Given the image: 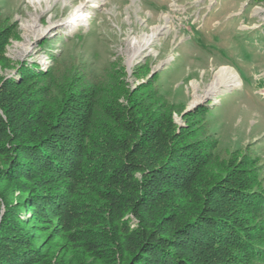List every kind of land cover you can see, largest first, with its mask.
Segmentation results:
<instances>
[{
    "label": "trees",
    "instance_id": "16d2710c",
    "mask_svg": "<svg viewBox=\"0 0 264 264\" xmlns=\"http://www.w3.org/2000/svg\"><path fill=\"white\" fill-rule=\"evenodd\" d=\"M18 75L0 84V264H204L193 253L177 251L178 232L209 248L208 259L236 262L230 249L243 246L264 262V248L249 243L247 225L230 212L264 216V194L255 191L249 163L232 170L228 162L202 153L190 161L187 174L171 173V164L184 158L171 159L173 147H182L190 131L186 125L172 132V108H161L164 101L156 92L128 95L106 74L89 83L80 79L83 84L73 87L70 72L53 74L51 66L42 72L24 64ZM41 76L43 85L37 82ZM20 139L14 152L26 160L11 153L10 142ZM23 177L46 179L30 188L35 189L26 202L13 204L11 185ZM220 180L229 182V189L212 201L210 187ZM23 204L38 211L39 221L49 216L50 232L60 234L47 240L52 247L32 244L28 217L19 209ZM201 209L209 213L208 221H199ZM152 213L156 219L150 220ZM129 217L137 221L132 229ZM203 224L227 236L197 235ZM190 227L192 233L186 231Z\"/></svg>",
    "mask_w": 264,
    "mask_h": 264
},
{
    "label": "rangeland",
    "instance_id": "374dc122",
    "mask_svg": "<svg viewBox=\"0 0 264 264\" xmlns=\"http://www.w3.org/2000/svg\"><path fill=\"white\" fill-rule=\"evenodd\" d=\"M75 10H79V15L73 20ZM153 32L148 47L132 57L131 42L143 41ZM24 64L32 68L36 65L42 72L51 66L53 74L66 70L75 78L73 87L83 84L80 79L89 83L106 74L114 76L112 83L119 82L128 95L133 96L135 90L137 94L156 92L164 101L165 106L160 107L172 108V132L178 134L186 125L190 131L182 147H173L171 159L182 154L184 158L171 164V173L185 175L191 168L190 161L202 153H211L228 162L232 170L248 162L255 191L264 194V1L0 0V84L8 78L17 79ZM219 67L229 68L238 85L221 86L207 95ZM45 80L41 76L37 82L43 85ZM78 89L74 91L85 93ZM120 101L125 102L122 98ZM83 105L79 101L80 108ZM198 107L203 110L197 113ZM21 141L10 142L11 153L25 159L24 153L14 152L18 146L13 145ZM35 178L14 181L9 200L13 204L26 202L35 189L29 191L30 188L38 187L46 179ZM213 183L209 199L215 201L221 199L222 190L229 189L230 183ZM24 186H28L26 190H22ZM19 209L22 218L28 217L26 228L32 244L38 245V249L52 247L47 240H56L60 234L50 232L49 216L42 215L39 221L33 207L31 212L24 204ZM177 211L178 216L184 214ZM198 211L202 217L199 221H208L209 213L204 209ZM230 212L232 218L242 219V225H247L249 243L264 248V216L258 214L251 219L240 209ZM155 215L152 213L150 220ZM55 224L59 226V222ZM136 225L137 221L130 218V228ZM209 226H198L197 235L207 233L206 239L218 233L227 236L224 230ZM189 229L190 233L195 230L190 227L186 231ZM178 233H174L180 245L177 251L181 255L193 253L204 259V264H264L260 255H248L243 246L230 249L236 262L221 256L208 259L209 248L198 245L195 238V242L190 240L188 233Z\"/></svg>",
    "mask_w": 264,
    "mask_h": 264
},
{
    "label": "bare ground",
    "instance_id": "6f19581e",
    "mask_svg": "<svg viewBox=\"0 0 264 264\" xmlns=\"http://www.w3.org/2000/svg\"><path fill=\"white\" fill-rule=\"evenodd\" d=\"M78 15H79V10H75L74 13L71 15V18L74 20L77 18ZM154 35L155 32L149 34L143 41H137V40L132 41L130 45L132 57L134 55L136 56L140 54L143 50H145L150 44V41ZM237 85L238 83L236 81L235 75L231 73L230 69L227 67H219L216 70L213 79L208 86V89L206 90V94L208 95L216 92L221 86L234 87Z\"/></svg>",
    "mask_w": 264,
    "mask_h": 264
}]
</instances>
